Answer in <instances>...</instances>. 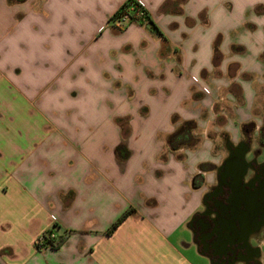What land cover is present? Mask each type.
Returning <instances> with one entry per match:
<instances>
[{"label":"crops","instance_id":"1","mask_svg":"<svg viewBox=\"0 0 264 264\" xmlns=\"http://www.w3.org/2000/svg\"><path fill=\"white\" fill-rule=\"evenodd\" d=\"M136 1L163 37L129 22L122 35L136 47L144 28L155 38L146 51H134L136 77L123 69L107 79L103 72L112 70L98 64L97 48L111 36L110 16L124 0H0V264H209L192 244L189 222L205 190L194 176L209 182L213 174L195 166L218 160L206 151L208 141L195 150L169 148L177 123H199V110L180 105L175 91L190 101L187 89L198 80L201 91H211L203 75H231L221 128L232 142L263 130L264 0ZM82 22L90 24L85 40ZM161 41L171 48L166 77L146 79L145 55L155 76L162 72ZM76 77L80 88L70 85ZM127 86L137 91L136 103ZM164 88L168 96L159 94ZM72 97H80L81 110ZM139 103L147 115L135 112ZM198 105L208 108L204 100ZM130 111V132L122 133L114 117ZM172 114H179L176 123ZM122 140L130 153L119 161ZM45 232L62 243L38 247ZM258 248L264 264V246Z\"/></svg>","mask_w":264,"mask_h":264},{"label":"flooded vegetation","instance_id":"2","mask_svg":"<svg viewBox=\"0 0 264 264\" xmlns=\"http://www.w3.org/2000/svg\"><path fill=\"white\" fill-rule=\"evenodd\" d=\"M253 126V125H252ZM247 132L224 151L210 184L199 175L195 186H206L200 208L190 218L192 244L209 264H260L264 246V128ZM250 131V130H249Z\"/></svg>","mask_w":264,"mask_h":264},{"label":"rangeland","instance_id":"3","mask_svg":"<svg viewBox=\"0 0 264 264\" xmlns=\"http://www.w3.org/2000/svg\"><path fill=\"white\" fill-rule=\"evenodd\" d=\"M88 26H82V32L86 31L90 26V24L88 22H82ZM52 27V26H51ZM51 27H49V32L47 34V37H49V33L51 34L52 29ZM66 30V29H65ZM144 31H140L139 32V44L137 45V47L135 45L132 44V38L130 40H125L123 35H122V31L120 28L117 27H110V34L111 36L106 39L104 41V44H99L98 48H97V52L101 53V55L98 58V63L99 65L103 66L106 68V66L104 64H106L111 70L112 72H108V71H104L103 75L105 78L109 79L112 75L113 76H118V78H120L122 70L123 69H128V73L129 75L131 74L132 77H136L137 74V69H135V62L138 60V58L135 60L136 54L134 53V51H137V49L142 50L144 49L145 51L150 48L151 43L150 40L152 41L153 37L155 38V35L150 33L147 29H143ZM65 38L66 36H68V34L65 31ZM88 37V33L84 32L81 33L80 35V39L81 40H85ZM152 37V39H151ZM64 48L67 47V42L64 40ZM59 45V44H58ZM60 46V45H59ZM61 48L59 47V50ZM66 50V48H65ZM107 51V53H105ZM171 51V48L166 47V44L164 42H160V45L158 46L157 49V55L156 56L159 60V64H162V72L159 75L154 74L153 69H151L149 67V64L151 59L149 58L150 55H145V61H146V65L143 68V73L146 79H153L154 77L156 78H160L161 80H163L166 77V74L163 72V65H164V61L167 59V54L166 52ZM66 60V57H65ZM170 60L173 62V60L175 61L174 57H170L169 58V62ZM179 59L176 58V61H178ZM215 62H217V59H215ZM174 64V63H173ZM128 65V67L126 66ZM174 72L177 76H179V68L176 66V64H174ZM231 75H222V74H218L217 72L211 73L209 75H203V78L205 79L204 82L206 83V86H208L210 88V92L209 93H205L203 91H201V89L199 88L202 80H198V82L193 83L188 89H187V93H190L191 96V100L189 101L188 99H186L187 97H185V91L183 89H179L177 88V90L175 91L177 94L178 99H180V105L184 106L186 109H191V110H199V114H198V118L199 119V125L196 123V121H194V119H188V120H193L195 123V129L193 130V136L191 137V142H196L197 141V145H194L191 148H182L183 150H195L198 147H202V142L204 141H208L205 146L206 151L209 153H211L214 157L215 160L219 159L224 151V140L226 137H230L226 132L224 131V129L221 128V126L224 124V121L226 119V115L228 113V107L229 106V100L227 99L226 96V92L227 90L233 86V85H229L230 83H228L227 81L230 79ZM117 79H113V88L117 89L120 88V81ZM71 79V78H70ZM179 81V79H178ZM227 83V84H226ZM71 86H76L77 88L81 87L82 85L79 83V78H72L71 79ZM179 87V86H178ZM234 88V87H232ZM128 100L130 103H136L138 98H137V91L130 87L127 86L124 90ZM123 92V93H124ZM150 96H156L158 94V91L155 89H150L149 91ZM120 93V91L118 92ZM159 94H165V96H168L170 94L169 90L167 88L162 89L161 91H159ZM70 102L72 103V105L74 106V108H76L77 110H81L82 106H81V100L80 97H72L69 98ZM206 101L208 103V108L206 109L203 106L198 107L200 101ZM195 101V102H193ZM191 106L193 108H191ZM136 109L137 111H135L137 114L139 115H147L148 114V106L145 105L144 103H139V105H137ZM135 112H131L125 115H119L114 117V122L116 125H118L121 128L122 133L129 131L130 132V119L132 118V113ZM175 114V113H174ZM172 114L171 117L173 118L175 115ZM179 115V114H178ZM178 115H176L175 117H179ZM174 117V118H175ZM180 118V117H179ZM210 142V143H209ZM209 144H212L211 148L209 149L208 146ZM197 151V150H196ZM184 154V153H183ZM196 154V153H192ZM177 157H181L180 154H177ZM201 157V156H199ZM192 158V160H194V157H189ZM209 164L210 163H198L195 166V171L199 172V171H203L205 169L209 168ZM212 173L206 177H208V183L210 184L213 180H212ZM199 181V177L194 176V182ZM206 187V186H205ZM206 189V188H205ZM200 208V207H199ZM183 238H188V233H183Z\"/></svg>","mask_w":264,"mask_h":264},{"label":"trees","instance_id":"4","mask_svg":"<svg viewBox=\"0 0 264 264\" xmlns=\"http://www.w3.org/2000/svg\"><path fill=\"white\" fill-rule=\"evenodd\" d=\"M123 14H128L130 22H135L137 24L143 25L148 28L150 31L161 35L162 32L159 30L157 25L150 18L147 11L144 7L136 0H124V2L114 11L110 16V20L114 21ZM122 29V28H120ZM164 39V38H163ZM175 117V116H174ZM172 118V123L177 122V117ZM195 129V123L193 120H184L176 124L175 130L170 133L166 142L170 149H175L178 147H193L197 145V141L191 142V137L193 136V130ZM130 151L127 149L124 141L120 142L115 147V154L119 161H124L129 156ZM197 187V186H196ZM131 212V208L126 210L112 225L106 230L105 234H111L117 225ZM44 240L41 244H38V247L47 246L51 248H57L63 241L62 238L54 239L50 237L49 232L43 233Z\"/></svg>","mask_w":264,"mask_h":264},{"label":"built area","instance_id":"5","mask_svg":"<svg viewBox=\"0 0 264 264\" xmlns=\"http://www.w3.org/2000/svg\"><path fill=\"white\" fill-rule=\"evenodd\" d=\"M130 22V18H129V15L128 14H123L122 16H120L119 18L115 19L113 21V24H114V27H117V28H123L125 27L128 23ZM50 237L52 238L51 234H50ZM44 240V236L43 234L40 235L37 239V243L38 244H41Z\"/></svg>","mask_w":264,"mask_h":264}]
</instances>
